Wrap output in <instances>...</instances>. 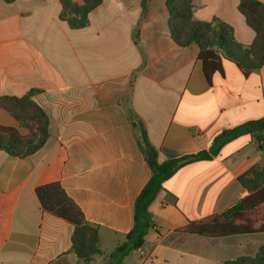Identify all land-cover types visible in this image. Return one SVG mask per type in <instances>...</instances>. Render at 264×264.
<instances>
[{"label": "crops", "instance_id": "1", "mask_svg": "<svg viewBox=\"0 0 264 264\" xmlns=\"http://www.w3.org/2000/svg\"><path fill=\"white\" fill-rule=\"evenodd\" d=\"M141 1L102 0L85 27L71 29L58 19L59 0H0V96L32 91L49 120V137L33 154L15 157L0 149V264H84L70 251L73 227L43 211L35 194L52 182L98 228L101 254L88 264L109 263L151 176L133 120L142 123L162 162L208 151L223 131L264 118V64L244 73L213 49L221 73L207 76L199 48L173 42L166 0H147L142 15ZM193 4L196 20L224 22L237 44L252 43L255 34L238 0ZM0 126L29 134L1 108ZM252 167L264 169V142L243 134L210 159L177 170L149 205L152 227L142 246L115 264H222L253 256L264 233L178 231L264 195V187L248 192L237 181Z\"/></svg>", "mask_w": 264, "mask_h": 264}, {"label": "trees", "instance_id": "2", "mask_svg": "<svg viewBox=\"0 0 264 264\" xmlns=\"http://www.w3.org/2000/svg\"><path fill=\"white\" fill-rule=\"evenodd\" d=\"M12 1V0H5ZM146 1H141V15L146 9ZM195 0H166L168 28L173 42L179 47L196 45L198 58L204 73H221V61L213 49H219L230 57L244 73L259 69L264 64V5L258 0H238L237 9L244 17L255 36L248 46L239 45L233 37V29L228 24L215 20L200 22L193 17ZM102 0H83L75 4L72 0H59L58 19L66 22L71 29H81L88 24L89 13L101 4ZM136 37V36H135ZM32 91L22 97L0 96V108L28 128V135H20L15 130L0 126V149L15 157H25L42 147L49 137V120L46 113L31 100ZM138 146L151 171L147 183L140 190L133 206V226L126 234L125 242L110 254L108 264L126 256L130 251L142 246L147 231L152 227L149 205L162 187V184L177 170L199 160L210 159L219 149L243 134L255 136L264 142V118L246 122L223 131L212 142L208 151L185 155L180 158L157 160V151L148 142L140 121L133 120ZM238 183L248 192L264 187V169L252 167L237 178ZM35 194L41 209L73 227L70 251L80 262L88 264L95 255H100L98 228L84 219L83 213L74 201L67 196L59 182L38 186ZM255 199L249 206L248 200ZM180 233L213 237L264 233V195L255 194L242 200L219 216L196 223H189L178 230ZM222 264H264V245L253 256H239Z\"/></svg>", "mask_w": 264, "mask_h": 264}]
</instances>
